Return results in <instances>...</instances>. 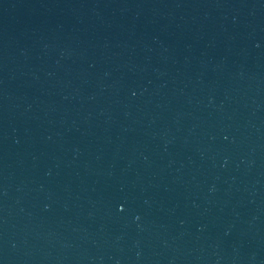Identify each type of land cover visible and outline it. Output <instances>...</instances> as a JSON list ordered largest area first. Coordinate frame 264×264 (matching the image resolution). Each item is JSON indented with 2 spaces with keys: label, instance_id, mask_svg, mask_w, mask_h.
Here are the masks:
<instances>
[{
  "label": "water",
  "instance_id": "water-1",
  "mask_svg": "<svg viewBox=\"0 0 264 264\" xmlns=\"http://www.w3.org/2000/svg\"><path fill=\"white\" fill-rule=\"evenodd\" d=\"M0 264H264V0H0Z\"/></svg>",
  "mask_w": 264,
  "mask_h": 264
}]
</instances>
